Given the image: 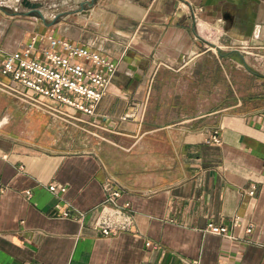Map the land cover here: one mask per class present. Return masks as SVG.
Here are the masks:
<instances>
[{"label": "crops", "instance_id": "1", "mask_svg": "<svg viewBox=\"0 0 264 264\" xmlns=\"http://www.w3.org/2000/svg\"><path fill=\"white\" fill-rule=\"evenodd\" d=\"M34 35L117 69L92 115L19 99L0 72V264H264V0H97L52 26L0 9V65ZM109 178L135 223L103 236Z\"/></svg>", "mask_w": 264, "mask_h": 264}, {"label": "built area", "instance_id": "2", "mask_svg": "<svg viewBox=\"0 0 264 264\" xmlns=\"http://www.w3.org/2000/svg\"><path fill=\"white\" fill-rule=\"evenodd\" d=\"M193 15L196 17L195 11ZM43 41L47 42L40 45ZM116 69L117 63L109 56L86 45L52 35H34L23 48L7 53L0 65V72L9 75L15 84L28 90V97L34 102L42 105L56 103L87 115L95 112ZM211 139L214 142L220 141L217 135H213ZM48 188L55 194L66 189L56 184H50ZM103 188L104 198L92 210L94 219L91 228L103 236L131 230L135 223L131 202L120 201L121 191L110 178L104 182ZM255 188L252 185L248 193L253 195ZM62 215L73 216L69 210L62 211ZM77 215L81 219L86 217V213L82 212L74 216ZM232 222L236 225L238 217L235 216ZM206 230L235 239L224 225L209 222ZM247 230L250 231L251 228ZM139 264L154 263L144 260Z\"/></svg>", "mask_w": 264, "mask_h": 264}, {"label": "water", "instance_id": "3", "mask_svg": "<svg viewBox=\"0 0 264 264\" xmlns=\"http://www.w3.org/2000/svg\"><path fill=\"white\" fill-rule=\"evenodd\" d=\"M14 5V10L11 14L22 15V16H31L37 19L38 22H43L46 26H52L55 23L61 21L65 15L75 13V12H84L86 9L92 7L97 0H78L76 8L67 10L65 12L57 13L54 18H48L45 15L43 8L48 5V0H10ZM0 7L5 9L6 6ZM22 7L23 10L19 8Z\"/></svg>", "mask_w": 264, "mask_h": 264}, {"label": "rangeland", "instance_id": "4", "mask_svg": "<svg viewBox=\"0 0 264 264\" xmlns=\"http://www.w3.org/2000/svg\"><path fill=\"white\" fill-rule=\"evenodd\" d=\"M6 3H11V1L10 0H4ZM0 9H3V8H1L0 7ZM3 10H5L7 13H12V11H11V9L10 8H8V7H6L5 9H3ZM204 33V32H203ZM209 33L211 34V32L209 31ZM210 38H212V37H210ZM19 99H22V100H24V101H26V100H28L31 104H33V105H40V106H43L41 103H39V102H37V101H33V100H31L30 98L28 99V98H26L25 96H23V95H21V94H19ZM45 103V102H44ZM56 114H59V113H56ZM60 115H62V114H60Z\"/></svg>", "mask_w": 264, "mask_h": 264}, {"label": "flooded vegetation", "instance_id": "5", "mask_svg": "<svg viewBox=\"0 0 264 264\" xmlns=\"http://www.w3.org/2000/svg\"><path fill=\"white\" fill-rule=\"evenodd\" d=\"M14 9V8H13ZM20 10H23V8L22 7H20L19 8ZM44 9H46V7H44L43 8V11H44ZM71 9H73V8H69V9H64V10H60V11H56V12H54V15L53 16H51V18H54V16L57 14V13H59V12H65V11H67V10H71ZM71 14H74V13H71ZM71 14H67V15H71ZM66 16V15H65ZM50 18V17H49ZM50 18V19H51ZM41 25H44V26H46L43 22H39ZM56 24V23H55Z\"/></svg>", "mask_w": 264, "mask_h": 264}, {"label": "bare ground", "instance_id": "6", "mask_svg": "<svg viewBox=\"0 0 264 264\" xmlns=\"http://www.w3.org/2000/svg\"><path fill=\"white\" fill-rule=\"evenodd\" d=\"M201 25H202V22L199 23V26H201ZM199 30H200V29H199Z\"/></svg>", "mask_w": 264, "mask_h": 264}]
</instances>
